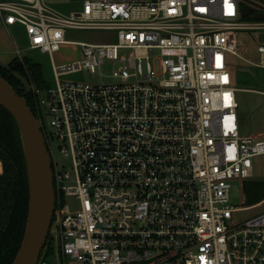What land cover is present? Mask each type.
Listing matches in <instances>:
<instances>
[{
  "label": "built area",
  "instance_id": "built-area-1",
  "mask_svg": "<svg viewBox=\"0 0 264 264\" xmlns=\"http://www.w3.org/2000/svg\"><path fill=\"white\" fill-rule=\"evenodd\" d=\"M15 24L30 50L83 47L80 59L54 66V84L21 88L32 94L54 173L38 264L51 253L54 264H264V212L236 223L259 204L230 200L232 181L251 179L264 155V141L241 134L230 68L239 32L256 27L240 0H84L69 15L43 0H0V26ZM71 30L114 41L70 42ZM258 52L264 68V45ZM105 64L117 83L62 79Z\"/></svg>",
  "mask_w": 264,
  "mask_h": 264
},
{
  "label": "rangeland",
  "instance_id": "rangeland-1",
  "mask_svg": "<svg viewBox=\"0 0 264 264\" xmlns=\"http://www.w3.org/2000/svg\"><path fill=\"white\" fill-rule=\"evenodd\" d=\"M47 6L56 12L69 15L80 12L84 5V0H43ZM241 16L251 12L262 22L251 23L256 27L241 30L238 36L239 48L238 56H230V68L233 74L234 84L239 91L237 98L240 104L239 115L241 120V134L250 135L255 140L264 141V68L256 63L260 61L258 48L264 45V0H240ZM10 34L0 26V65L8 66L16 58V49L21 50V54L42 68L43 78L47 83L54 84V66L67 64L82 57L83 47L79 44H66L61 49L50 56L39 50L29 49V40L26 28L21 24L9 27ZM113 34L107 31H77L71 30L67 34V40L77 43L89 44H111L114 41ZM113 67L105 64L96 72L83 70L82 72L64 76L63 80L86 82L93 85H103L117 83L112 78ZM23 79V78H22ZM24 86L31 88V83L25 79ZM34 87L39 88L36 84ZM2 166V165H0ZM255 168V170H254ZM1 174V173H0ZM250 181L263 183L264 188V155L253 160V177L249 180H234L230 191L231 204L236 208L250 207L246 203L245 184ZM264 198V189L263 194ZM67 202L74 207L78 206V201L72 197L67 198ZM264 212V202L259 203L249 210H243L235 214V222H244L258 214ZM56 254L51 253L47 263L54 264Z\"/></svg>",
  "mask_w": 264,
  "mask_h": 264
},
{
  "label": "trees",
  "instance_id": "trees-1",
  "mask_svg": "<svg viewBox=\"0 0 264 264\" xmlns=\"http://www.w3.org/2000/svg\"><path fill=\"white\" fill-rule=\"evenodd\" d=\"M244 21L262 22L254 13H247ZM0 75L24 96L35 113L32 94L22 92L23 79L47 87L42 68L27 57L14 58L8 66L0 65ZM23 78V79H22ZM0 264H13L25 232L28 214L29 186L23 143L18 124L13 115L0 106ZM263 183L245 184L246 203L255 206L264 201Z\"/></svg>",
  "mask_w": 264,
  "mask_h": 264
},
{
  "label": "water",
  "instance_id": "water-1",
  "mask_svg": "<svg viewBox=\"0 0 264 264\" xmlns=\"http://www.w3.org/2000/svg\"><path fill=\"white\" fill-rule=\"evenodd\" d=\"M0 106L7 109L18 124L29 186L25 232L13 264H38L47 243L56 204L51 155L39 121L26 98L19 95L1 75Z\"/></svg>",
  "mask_w": 264,
  "mask_h": 264
},
{
  "label": "crops",
  "instance_id": "crops-1",
  "mask_svg": "<svg viewBox=\"0 0 264 264\" xmlns=\"http://www.w3.org/2000/svg\"><path fill=\"white\" fill-rule=\"evenodd\" d=\"M4 27H2V29H3ZM9 34H10V30L8 31L6 28H4ZM239 118H240V115H239ZM240 124H242L241 123V120H240ZM245 136H250V135H245ZM254 170H255V168H254ZM264 202V201H263Z\"/></svg>",
  "mask_w": 264,
  "mask_h": 264
},
{
  "label": "snow or ice",
  "instance_id": "snow-or-ice-1",
  "mask_svg": "<svg viewBox=\"0 0 264 264\" xmlns=\"http://www.w3.org/2000/svg\"><path fill=\"white\" fill-rule=\"evenodd\" d=\"M226 79V78H225Z\"/></svg>",
  "mask_w": 264,
  "mask_h": 264
}]
</instances>
